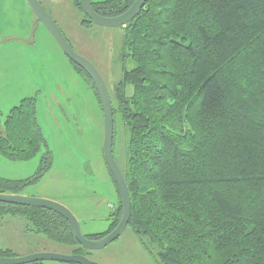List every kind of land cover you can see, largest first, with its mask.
<instances>
[{
  "label": "trees",
  "instance_id": "obj_1",
  "mask_svg": "<svg viewBox=\"0 0 264 264\" xmlns=\"http://www.w3.org/2000/svg\"><path fill=\"white\" fill-rule=\"evenodd\" d=\"M134 1L93 6L115 17ZM122 28V75L110 94L115 123L120 117L129 133L128 227L159 264H264V0H147ZM47 145L36 98L0 114L5 158L29 160ZM51 165L47 150L33 176H0V192L22 194ZM7 214L26 216L34 232L81 253L59 213L0 202V217ZM122 214L120 199L109 230L86 237H105ZM15 255L0 247V256Z\"/></svg>",
  "mask_w": 264,
  "mask_h": 264
},
{
  "label": "rangeland",
  "instance_id": "obj_2",
  "mask_svg": "<svg viewBox=\"0 0 264 264\" xmlns=\"http://www.w3.org/2000/svg\"><path fill=\"white\" fill-rule=\"evenodd\" d=\"M40 1L74 50L97 67L113 94L122 75L123 28L94 22L83 27L85 17L77 0ZM96 91L91 78L75 67L48 29L37 24L26 0H0V114L6 117L23 99L36 98L38 123L48 144L29 160L12 161L0 154V176L14 180L33 176L49 150L51 168L22 194L65 205L77 216L85 235L108 231L122 199L104 158V115ZM128 139V130L117 117L114 154L121 169L127 161ZM0 247L13 249L15 257L71 254L74 248L34 232L22 214L0 217ZM77 247L96 263L159 264L130 227L102 249Z\"/></svg>",
  "mask_w": 264,
  "mask_h": 264
},
{
  "label": "water",
  "instance_id": "obj_3",
  "mask_svg": "<svg viewBox=\"0 0 264 264\" xmlns=\"http://www.w3.org/2000/svg\"><path fill=\"white\" fill-rule=\"evenodd\" d=\"M26 2L35 13L37 24L39 25V23H42L48 29L67 57L81 67L89 75L95 85L104 115V158L120 190L123 202V214L118 225L108 235L101 239L93 240L86 237L82 232L81 223L77 216L68 207L61 203L24 194L2 192H0V202L40 207L55 211L64 216L70 222L80 246L90 250L102 249L117 240L123 234L129 225L132 215V201L129 186L114 154L115 117L110 89L105 78L97 67L88 58L80 55L74 50L63 30L42 2L40 0H26ZM146 2L147 0H135L132 6L121 15L105 17L100 15L94 9L93 0H81L85 15L95 24L105 27L126 26L139 14ZM43 261L94 264L87 255L81 253L62 254L59 252H37L16 257L0 256V264H28Z\"/></svg>",
  "mask_w": 264,
  "mask_h": 264
},
{
  "label": "crops",
  "instance_id": "obj_4",
  "mask_svg": "<svg viewBox=\"0 0 264 264\" xmlns=\"http://www.w3.org/2000/svg\"><path fill=\"white\" fill-rule=\"evenodd\" d=\"M65 246H68V245H65ZM70 248H73L72 246H69ZM75 248V247H74ZM72 249L71 253H74L75 252V249ZM13 250V249H12ZM55 251H59V250H55ZM29 253H32V252H29ZM61 253V252H60ZM81 254H85V255H89V253H85L83 251H81ZM60 264H72V263H60ZM101 264V263H100Z\"/></svg>",
  "mask_w": 264,
  "mask_h": 264
}]
</instances>
